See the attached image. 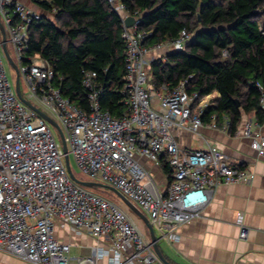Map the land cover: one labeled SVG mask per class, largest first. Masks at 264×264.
Here are the masks:
<instances>
[{
    "label": "built area",
    "instance_id": "built-area-1",
    "mask_svg": "<svg viewBox=\"0 0 264 264\" xmlns=\"http://www.w3.org/2000/svg\"><path fill=\"white\" fill-rule=\"evenodd\" d=\"M109 2L124 23L129 15L124 4ZM41 17L40 9L25 0H0V20L10 34L7 45L12 44L16 56L10 54L19 69L20 87L21 80L28 87L27 97L22 95L58 123L82 173L118 189L170 239L179 226L201 217L220 185L252 181L255 172L230 162L202 131L207 126L231 134L228 115L221 120L216 113L206 115L218 93L189 92L192 75L173 88L157 90L147 74L155 56L184 50L190 32L184 29L175 39L150 43L152 31L139 29L141 13L134 15L131 26L124 23L127 111L117 117L100 106L96 72H87L83 79L88 89L86 110L62 95L55 71L39 54L24 55L29 27ZM4 58L0 34V250L30 264H70V243L55 235V225L61 223L109 239L108 249L93 247L79 264H97L110 253L108 264H165L119 202L72 179L52 123L18 96ZM257 85L264 113V85L259 81ZM185 132L203 145L181 146L179 138ZM231 135L249 139L251 148L264 157V120L245 115ZM165 159L172 168L171 179L161 183L165 175L156 179L145 161L161 167ZM246 236L247 229L241 226L240 237Z\"/></svg>",
    "mask_w": 264,
    "mask_h": 264
},
{
    "label": "trees",
    "instance_id": "trees-1",
    "mask_svg": "<svg viewBox=\"0 0 264 264\" xmlns=\"http://www.w3.org/2000/svg\"><path fill=\"white\" fill-rule=\"evenodd\" d=\"M42 17L29 27L25 56L39 54L55 71L64 97L88 109L87 72L97 73L99 101L114 116L127 111L124 90V23L109 0H31ZM129 15L141 13L147 42H165L191 33L184 50H171L149 63L155 89L173 88L189 75L187 90L217 92L206 115H228L231 134L244 115L264 120L259 105L264 85V0H119ZM27 61V58H25ZM243 166V165H242ZM168 180L172 168L161 161Z\"/></svg>",
    "mask_w": 264,
    "mask_h": 264
},
{
    "label": "crops",
    "instance_id": "crops-1",
    "mask_svg": "<svg viewBox=\"0 0 264 264\" xmlns=\"http://www.w3.org/2000/svg\"><path fill=\"white\" fill-rule=\"evenodd\" d=\"M25 1L39 9L31 0ZM202 131L217 143L230 162L247 166L255 176L247 183L220 185L211 195L201 217L179 226L174 239L164 236L153 225L158 229L155 233L159 238L158 245L166 259L174 264H264V157L257 155L247 138L207 126ZM179 140L183 147L199 148L203 145L190 132L183 133ZM145 163L156 179L166 177L161 167L148 161ZM241 226L247 229L245 238L240 237ZM139 228L150 239L149 230L144 232L141 225ZM55 235L70 243V264H79L78 259L90 256L93 247L109 248L106 236L96 238L61 223H56ZM109 255L98 258L97 264H108ZM0 264L30 263L0 250Z\"/></svg>",
    "mask_w": 264,
    "mask_h": 264
},
{
    "label": "water",
    "instance_id": "water-1",
    "mask_svg": "<svg viewBox=\"0 0 264 264\" xmlns=\"http://www.w3.org/2000/svg\"><path fill=\"white\" fill-rule=\"evenodd\" d=\"M124 23H125L126 26H131L134 23V16L128 15L125 18ZM0 34H1V45H2V49L4 51V54H5V57H6L7 61L10 63V65L14 68L15 73H16V77H15L16 92H17L18 96L21 98V100H23L26 104H28L29 106L34 108L36 111H38L40 113L41 116H43L46 120H48L50 123H52L53 125H55L57 127V130L59 132V135H60V138H61V142H62V148H63V151H64L65 163H66L68 172H69L70 176L72 177V179L74 181H76L77 183H79L81 185H84V186H87V187H91V188H106V189H109V190L113 191L124 202V204L131 211L136 213L145 222V224H146V226H147V228L149 230V235H150V239H151V242L153 244V247H154L156 253L158 254V256L161 258V260L165 264H174L171 261H169L168 259H166V257L163 255V253H162V251H161V249H160V247L158 245L159 238L155 234L153 224L150 221V219L148 218V216L140 208H138L132 201H130L124 194H122L115 187H113L111 185H108L106 183H103V182H99V181L82 180V179L78 178L74 174V172H73V170L71 168V165H70L67 142H66L65 135H64L61 127L58 125V123L54 119H52V117H50L44 111L40 110L38 107L33 105L21 93L19 69H18L17 64L12 59V57H11L9 51H8L6 30H5L4 25L1 22V20H0Z\"/></svg>",
    "mask_w": 264,
    "mask_h": 264
},
{
    "label": "rangeland",
    "instance_id": "rangeland-1",
    "mask_svg": "<svg viewBox=\"0 0 264 264\" xmlns=\"http://www.w3.org/2000/svg\"><path fill=\"white\" fill-rule=\"evenodd\" d=\"M7 38L9 39L10 38V34L7 32ZM7 47H8V49H9V53L14 57V58H16V56H15V54H14V50H13V48H12V44L11 43H8V45H7ZM16 61L18 62V65H21V62L19 61V60H17L16 59ZM4 66H5V69H6V72H7V74H8V76H9V78L13 81H15V77H16V73H15V70H14V68L10 65V63L7 61V59H5L4 58ZM147 74L148 75H150V70H149V66L147 65ZM21 92H22V94L25 96V97H27V95H28V87H27V85L23 82V80H21ZM31 100L34 102V103H36V104H38L39 105V103L35 100V98H31ZM51 126H52V129H53V131L55 132V134H56V137H57V139L61 142V138H60V135H59V132H58V130H57V127L55 126V125H52L51 124ZM62 143V142H61ZM69 160H70V165H71V168H72V170H73V172H74V174L78 177V178H80V179H82V180H94V181H97V179H95V178H92V177H89L88 175H86V174H84V173H82L80 170H79V168L77 167V165H76V163H75V160H74V157H73V155H69ZM167 159H165V160H163V161H166ZM155 174V173H154ZM158 179V178H157ZM161 183H167V176L166 177H164L162 180H161ZM87 187V186H86ZM89 189H91V190H93V191H95V192H97V193H99V194H101L102 196H104V197H107V198H109V199H112V200H115V201H117V202H119L120 203V205H121V207L124 209V210H126L128 213H130L133 217H134V219L136 220V222H137V224L139 223V226L141 225V228H143L144 229V232H147L148 230V228H147V226H146V224H145V222L136 214V213H134L133 211H131L125 204H124V202L113 192V191H111V190H109V189H106V188H91V187H88ZM144 213H146V212H144ZM154 231H155V233H158V229L157 228H154ZM146 234V233H145Z\"/></svg>",
    "mask_w": 264,
    "mask_h": 264
}]
</instances>
